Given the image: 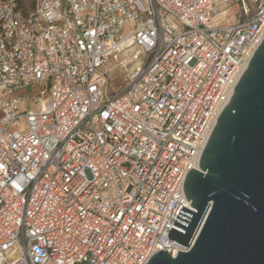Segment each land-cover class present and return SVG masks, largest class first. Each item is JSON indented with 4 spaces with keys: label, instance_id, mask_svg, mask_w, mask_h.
<instances>
[{
    "label": "built area",
    "instance_id": "1",
    "mask_svg": "<svg viewBox=\"0 0 264 264\" xmlns=\"http://www.w3.org/2000/svg\"><path fill=\"white\" fill-rule=\"evenodd\" d=\"M31 3L0 0V264L188 251L168 235L184 232L186 178L264 40V0ZM232 6L236 24L213 26ZM130 46L146 61L110 97L104 67ZM35 85L22 110L14 94Z\"/></svg>",
    "mask_w": 264,
    "mask_h": 264
},
{
    "label": "water",
    "instance_id": "2",
    "mask_svg": "<svg viewBox=\"0 0 264 264\" xmlns=\"http://www.w3.org/2000/svg\"><path fill=\"white\" fill-rule=\"evenodd\" d=\"M185 181L168 238L188 251L148 264H264V40Z\"/></svg>",
    "mask_w": 264,
    "mask_h": 264
},
{
    "label": "rangeland",
    "instance_id": "3",
    "mask_svg": "<svg viewBox=\"0 0 264 264\" xmlns=\"http://www.w3.org/2000/svg\"><path fill=\"white\" fill-rule=\"evenodd\" d=\"M24 4L25 9L31 7L32 0H21ZM238 9L236 6H232L230 10L223 11L221 16L216 18L212 25L213 26H231L236 24L237 21ZM129 26H127L128 28ZM128 32V31H127ZM141 51V53H140ZM139 52L140 55L138 58L127 67L122 66V61L128 57L131 53ZM147 54L142 51L141 48L136 46H130L124 48L123 54L118 58L114 56H110L108 63L104 67L105 72L109 77V95L110 97H114L116 94L121 92L126 88L127 85V74H129L132 69L138 65H143L146 61ZM130 75V74H129ZM42 88L40 85L31 86L25 89H21L14 94V97H19L21 99L25 98L24 101L21 102L20 107L22 110H26L27 108H36L33 104L34 100L41 95Z\"/></svg>",
    "mask_w": 264,
    "mask_h": 264
},
{
    "label": "bare ground",
    "instance_id": "4",
    "mask_svg": "<svg viewBox=\"0 0 264 264\" xmlns=\"http://www.w3.org/2000/svg\"><path fill=\"white\" fill-rule=\"evenodd\" d=\"M130 79V75L129 74H127V82H128V80ZM198 167V166H197ZM199 168V167H198Z\"/></svg>",
    "mask_w": 264,
    "mask_h": 264
}]
</instances>
